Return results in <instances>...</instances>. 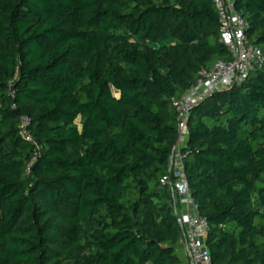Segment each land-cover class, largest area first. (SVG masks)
Returning <instances> with one entry per match:
<instances>
[{"label": "trees", "instance_id": "1", "mask_svg": "<svg viewBox=\"0 0 264 264\" xmlns=\"http://www.w3.org/2000/svg\"><path fill=\"white\" fill-rule=\"evenodd\" d=\"M234 7L264 56V0ZM229 59L213 0H0V264H181L173 101ZM178 154L211 264H264V64Z\"/></svg>", "mask_w": 264, "mask_h": 264}, {"label": "built area", "instance_id": "2", "mask_svg": "<svg viewBox=\"0 0 264 264\" xmlns=\"http://www.w3.org/2000/svg\"><path fill=\"white\" fill-rule=\"evenodd\" d=\"M234 4L235 0H213L218 16L220 41L228 49L230 59L217 61L210 68L200 70L192 87L180 99L173 101L177 113V144L171 155L170 172L161 183L168 185L172 191L175 211L183 232L187 264H211L205 243L208 222L197 213L178 154L180 140L187 136L190 111L212 94L245 81L251 72L262 68L264 64L263 53L249 41L248 23L235 10ZM28 124L27 118L20 119L19 134L26 140L32 141L27 130ZM179 210L181 213L178 212Z\"/></svg>", "mask_w": 264, "mask_h": 264}, {"label": "crops", "instance_id": "3", "mask_svg": "<svg viewBox=\"0 0 264 264\" xmlns=\"http://www.w3.org/2000/svg\"><path fill=\"white\" fill-rule=\"evenodd\" d=\"M187 136H184L180 140V148L183 147L186 143ZM176 253L181 261V264H187V259H186V252H185V243L184 239L182 238L181 241L175 246Z\"/></svg>", "mask_w": 264, "mask_h": 264}, {"label": "rangeland", "instance_id": "4", "mask_svg": "<svg viewBox=\"0 0 264 264\" xmlns=\"http://www.w3.org/2000/svg\"><path fill=\"white\" fill-rule=\"evenodd\" d=\"M76 123L79 125V128H80V124H79V123H80V121H79V120H77V121H76ZM178 212H179V213H181V210H179Z\"/></svg>", "mask_w": 264, "mask_h": 264}]
</instances>
